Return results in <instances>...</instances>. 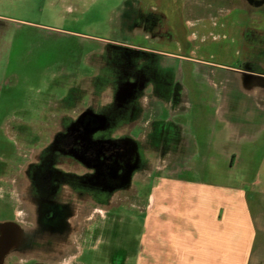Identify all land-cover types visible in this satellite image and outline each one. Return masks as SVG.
<instances>
[{
  "label": "rangeland",
  "instance_id": "374dc122",
  "mask_svg": "<svg viewBox=\"0 0 264 264\" xmlns=\"http://www.w3.org/2000/svg\"><path fill=\"white\" fill-rule=\"evenodd\" d=\"M261 57L231 0H0V223L26 217L24 170L51 160L103 189L60 262L149 264L154 185L245 180L220 156L259 119Z\"/></svg>",
  "mask_w": 264,
  "mask_h": 264
},
{
  "label": "crops",
  "instance_id": "0c3cea01",
  "mask_svg": "<svg viewBox=\"0 0 264 264\" xmlns=\"http://www.w3.org/2000/svg\"><path fill=\"white\" fill-rule=\"evenodd\" d=\"M231 1L264 35V0ZM258 63L264 70V57ZM250 76L252 93L264 102V72ZM258 111L259 119L247 124L242 155L220 156L226 169L242 170L243 182L165 178L167 186H153L144 222L149 264H264V105ZM160 255L171 258L157 262Z\"/></svg>",
  "mask_w": 264,
  "mask_h": 264
},
{
  "label": "flooded vegetation",
  "instance_id": "af4514ba",
  "mask_svg": "<svg viewBox=\"0 0 264 264\" xmlns=\"http://www.w3.org/2000/svg\"><path fill=\"white\" fill-rule=\"evenodd\" d=\"M47 162L42 163L45 167L24 170L27 183L22 187L27 193L21 197L26 217L18 219L12 213L0 223V245L11 247L0 264H62L61 256L69 252L67 240L71 242V234L81 235L74 230L85 225L88 201L102 195L103 189L92 185L90 173H61L52 166L53 161ZM76 207L80 209L78 218L74 215Z\"/></svg>",
  "mask_w": 264,
  "mask_h": 264
},
{
  "label": "water",
  "instance_id": "95a60500",
  "mask_svg": "<svg viewBox=\"0 0 264 264\" xmlns=\"http://www.w3.org/2000/svg\"><path fill=\"white\" fill-rule=\"evenodd\" d=\"M2 226H5V224H2ZM11 247L9 245H0V263H1V259L2 256L4 255V253H6Z\"/></svg>",
  "mask_w": 264,
  "mask_h": 264
},
{
  "label": "bare ground",
  "instance_id": "6f19581e",
  "mask_svg": "<svg viewBox=\"0 0 264 264\" xmlns=\"http://www.w3.org/2000/svg\"><path fill=\"white\" fill-rule=\"evenodd\" d=\"M2 244V243H1ZM4 245V244H3Z\"/></svg>",
  "mask_w": 264,
  "mask_h": 264
}]
</instances>
